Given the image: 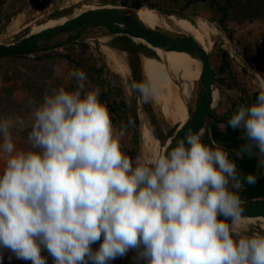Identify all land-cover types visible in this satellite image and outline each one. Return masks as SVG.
<instances>
[{
  "label": "clouds",
  "instance_id": "1",
  "mask_svg": "<svg viewBox=\"0 0 264 264\" xmlns=\"http://www.w3.org/2000/svg\"><path fill=\"white\" fill-rule=\"evenodd\" d=\"M69 75L75 90L60 87L39 104L29 101L28 150L16 149L13 120L0 119V264H112L130 252L131 264H264V235L237 227V193L255 175L241 176L220 144H204L203 129L133 160L100 89L84 92L81 69ZM126 90L143 103L158 94L151 80ZM218 127L241 131L246 143L230 152L243 159L255 150L264 167V90Z\"/></svg>",
  "mask_w": 264,
  "mask_h": 264
},
{
  "label": "rangeland",
  "instance_id": "2",
  "mask_svg": "<svg viewBox=\"0 0 264 264\" xmlns=\"http://www.w3.org/2000/svg\"><path fill=\"white\" fill-rule=\"evenodd\" d=\"M217 1L224 4L222 0ZM86 3L120 6L123 3H127L129 6L126 7L129 8H133L130 5L143 4L142 0H51L43 5H40L38 0L13 1L10 5L6 4L5 7L0 8V44L14 43L29 35L30 25L36 26L50 19L69 15L74 9H78ZM195 4L198 3L195 2ZM204 4L207 5L209 3L206 2ZM198 7H200L198 10L196 7L187 11V7L180 6L172 14L166 15H176L179 18H185L190 21L202 18L217 29L218 38L212 45L207 47L208 53L201 49L194 39H190L207 54L208 64L214 76L212 90L213 95L216 97L213 105L215 116L219 119H228L240 104L247 105L252 96L256 98L258 93L264 90V67L259 66V60H263L262 62L264 63V42L262 43L264 39L254 37V40H251L247 44L243 37L237 35V31L232 28V24H241L236 16L239 14L236 13L237 9L229 10L228 19L222 24L219 22V18L208 19L205 16L204 10H202L205 6ZM14 9H16V13ZM211 9L216 8L211 7ZM22 18L24 19L23 25L27 26L28 29H24L19 33ZM10 23L14 24L11 29H13V33L17 34V36L9 33ZM163 27L167 28L166 26ZM160 31L176 36L174 31ZM249 34L250 36L253 35L252 33ZM176 37L178 38V36ZM113 43H118L119 48L110 46ZM120 45L134 52L139 47L146 48V44L144 45L139 40L112 36L99 41L78 40L61 49L25 57L7 58L0 61V119L13 120L14 126L11 129V133L17 150H28L30 147L27 142V134L31 130V126H26V122L23 121L32 118V106L41 103L44 94H51L53 89L64 87L65 90H75L77 81L69 75L75 69L83 70L87 76V80L84 82L85 93L91 91L93 88L100 89L99 99L108 107L116 134L119 135L121 128H123L120 143L122 151L125 154L133 160L136 157H140L141 159L150 158L148 153H150V149L152 150L154 143L144 140L143 132L147 128H149L153 138L160 142L159 151L166 148L165 145L171 143L170 139H173L177 135L179 128L178 125L174 127L166 126L162 119L161 107L164 101L159 98L157 103L154 100L143 103L139 99L138 93L126 90V85H129L132 81H144L139 56L134 55L129 60V56L127 55L128 73L125 77H120L108 68L105 56L99 50L100 46H107L123 52L124 50L120 48ZM230 47L237 50L242 65H238L235 60L229 57L228 51ZM165 52L182 64L187 61L189 62L191 58L196 59L197 57L196 53L189 50L187 52L165 50ZM65 56L76 57L77 61L82 62V66L69 62L64 58ZM79 57L80 59H78ZM158 63L163 67L160 78L168 77L175 80L167 82L163 91L164 99H168V93L180 95L183 101L186 102V106L193 109L190 103L192 91H190L188 83L174 69L160 61ZM198 87L199 84L197 83L195 90ZM206 96L208 97V95ZM30 100L33 102L32 106L29 105ZM110 105L115 109H120L125 117V123L123 122V118L116 117L113 114L112 110H110ZM174 111L175 108H171V112L173 113ZM166 123L171 125L173 120ZM163 146L165 147L163 148ZM231 154L233 155V152ZM4 161L5 157L0 155V169L3 168ZM262 168L264 171V167ZM237 194L240 200H243L239 191ZM260 201L264 203V199ZM237 227L242 235L250 236L257 233L264 235V229H262L264 227H261L260 223L241 222ZM97 246L94 245V247ZM133 255L134 253L130 252L128 256L117 259L112 264H131V257ZM5 264H8L7 259H5ZM11 264H27V262L13 259ZM49 264H51L50 260Z\"/></svg>",
  "mask_w": 264,
  "mask_h": 264
},
{
  "label": "water",
  "instance_id": "3",
  "mask_svg": "<svg viewBox=\"0 0 264 264\" xmlns=\"http://www.w3.org/2000/svg\"><path fill=\"white\" fill-rule=\"evenodd\" d=\"M103 6H111V8L86 12L51 30L24 37L11 44H0V61L61 49L78 40L99 41L106 37L122 36L133 40H142L147 48L150 47L153 50L163 49L177 52H187L189 50L196 53L202 61L203 72L212 90L214 76L208 64L207 54L194 44L190 38L181 36L177 38L160 30L151 31L146 29L134 13V8L123 5ZM123 52L127 54L126 51ZM144 56L155 58V54H145ZM205 91L204 86L200 84L198 89L193 91L190 103L194 113L190 116L191 122L186 132L189 129L193 132L200 131L203 125L206 126V123H208L212 98L210 100ZM241 206L243 208L241 219L264 220V203L260 200H241Z\"/></svg>",
  "mask_w": 264,
  "mask_h": 264
},
{
  "label": "bare ground",
  "instance_id": "4",
  "mask_svg": "<svg viewBox=\"0 0 264 264\" xmlns=\"http://www.w3.org/2000/svg\"><path fill=\"white\" fill-rule=\"evenodd\" d=\"M110 8H111V6L105 7L103 5H92V4H87V3L83 4V5L80 6V8L74 9V11L68 16H63V17L56 18V19H50V20H48V21H46V22H44L42 24L36 25V26L30 25L29 26V35L28 36L37 35V34L43 32L45 30H51V29H53L55 27L61 26L66 21H69L71 19H75L76 17L81 15L82 13L80 12V10H82L84 12H91V11H97V10H101V9H110ZM134 9H135L134 13L136 14V16L139 19V21L144 25V27L146 29L151 30V31L152 30H154V31L155 30H160L159 24H158L159 23L158 19H160V20H162V19H164V20H167V19L168 20H170V19L175 20L174 18L179 19V17H177L176 15H166V14L160 12V11H157V10L152 9L150 7H147V6H142L140 8H134ZM180 19H185V18H180ZM21 20H22V25L20 27V32L19 33H21L24 29H28L27 26L23 25L24 19L22 18ZM13 26H14V24L10 23V25H9V29H10L9 33L12 34L13 36L14 35L17 36V34L13 33V29H11ZM5 40H7V39H5ZM139 41L141 43H145L142 40H139ZM203 46H204V44H203ZM105 48H109V49H112V48L107 47V46H100V48H99L101 53L105 56L108 68H110L115 74L119 75L120 77H125L126 74L128 73L127 62L124 59H122L115 52H113V51H111L109 49H105ZM203 50L206 53L209 52V50L207 48H203ZM122 53H124V52H122ZM124 54L127 56L126 53H124ZM154 54H155V58L154 57H147V56L142 55V56L139 57V60H140L141 73H142V75L144 77V81L151 80L154 83H156L157 86H158V94L153 99L156 103L159 100V94H160V97H161V94H162V92L160 90L161 83H162V79L160 78V73L162 72L161 68H163V67H162L161 64L158 63V61H160V62L168 65L170 68L174 69L175 72L180 77H182L185 82L188 83V87L190 88V91H192V90L194 91L195 90V87L197 86V83L202 85V86H204V88L206 90L205 91L206 95H208V98L210 100L212 98L213 104L215 103L216 97L211 94V91H210L211 89H210V86H209L210 85L209 82L207 81L205 83V81H204L206 76H205V74L203 72L202 61L198 57H196V59L195 58L194 59L191 58L189 62L187 61L186 63L182 64L180 61L175 59L173 56L167 54L165 52V50H163V49H155L154 50ZM190 122H191L190 119H188L181 126H178L179 129H178V132H177V137H178V135L180 133L181 134L179 135V137H183L184 136V134L186 133L187 127L190 124ZM140 126L142 127V125H140ZM204 127H206V126L203 125V128ZM143 133H144V140L145 141H147L149 143L150 142L154 143V146H152L153 147L152 150L150 149L149 150L150 153H148L149 156L152 157L154 154L159 152L160 142L157 139L153 138V136L151 135V133L149 131V128L145 129ZM175 140H177V139H175ZM168 146H169L168 148L172 147L171 144H169ZM241 222H248V223H253V224L259 222L261 227H264V220H262V219H258V220L241 219L239 221V223H241ZM262 229H264V228H262Z\"/></svg>",
  "mask_w": 264,
  "mask_h": 264
},
{
  "label": "trees",
  "instance_id": "5",
  "mask_svg": "<svg viewBox=\"0 0 264 264\" xmlns=\"http://www.w3.org/2000/svg\"><path fill=\"white\" fill-rule=\"evenodd\" d=\"M51 0H38L40 5L46 4ZM149 0H146V2ZM200 2L206 3L210 2L213 8H216L218 11V18L220 23H224L229 16V10L237 9L236 13H239L237 16L239 22L244 23L247 21H254L256 19L264 17V0H222L224 4H221L220 1L217 0H193L189 1V4L192 2ZM124 6H129L127 3H123ZM146 5H130L133 8H140ZM148 7V5H147ZM212 39L208 40V44H213ZM69 62L74 64H78L82 66L81 61H77L73 56H65ZM80 59V57L78 58ZM163 71V68H161ZM175 81L173 78L162 77V83L160 90L162 92L161 97L159 94V98L164 101L161 110H162V119L164 120L166 126L174 127L176 125H182L189 117L193 114V109L186 106V102L183 101L180 95H174L172 93H168V99H164L163 91L165 90V86L167 82ZM174 100V101H173ZM182 100V101H181ZM185 102V103H184ZM256 101H254L255 103ZM170 107V108H169ZM171 108H175V111L172 113ZM110 110H112L113 114L116 117L123 118V122L125 123V117L120 109H115L110 105ZM229 119V118H228ZM228 119H219L217 122H222L227 124ZM173 120V123L167 124ZM130 134V131L128 130ZM243 133L239 130H232L231 128H227L225 130H220L217 126L212 130V137L216 143L221 144L225 149L229 151L230 159L236 160L237 168L241 176H246L248 174H253L257 177L255 184H243L241 189V197L246 201L260 200L264 199V171L263 168L259 166L257 157L254 155L249 158L245 156L243 159H237L234 154L232 155L230 151L235 149H239V147L246 143L245 140L240 139Z\"/></svg>",
  "mask_w": 264,
  "mask_h": 264
},
{
  "label": "crops",
  "instance_id": "6",
  "mask_svg": "<svg viewBox=\"0 0 264 264\" xmlns=\"http://www.w3.org/2000/svg\"><path fill=\"white\" fill-rule=\"evenodd\" d=\"M13 1L16 2L18 0H0V8L5 7L6 4L10 5ZM189 1H193V0H149L147 2L146 0H142L143 3L142 5H146V6L148 5V7L160 11L164 14H172L173 11L180 6L187 7L186 8L187 11L196 7H197L196 9L198 10L200 8L198 6H205L202 9L204 10L203 13L205 14V16H207L208 19H214V18L218 19V11L216 9H211L212 6L210 2H208L209 4L205 5L204 3H200L196 1L195 2L198 4H195V2L189 4ZM14 12L15 13L17 12L16 9H14ZM80 12L82 14L86 13L82 10H80ZM174 19L176 21L172 19L170 20L158 19L160 30L174 31L175 35L178 36V38L180 36L185 38L186 37L192 38L201 49L207 48L208 46L211 45L208 44L209 39H212V41L215 42L218 38V33L215 26L211 25L210 23H208V21L202 18H196L194 21H190L188 19H180V18L179 19L174 18ZM232 25H233L232 28L237 31V35L243 37L244 40L247 42V44L251 40H254V37H258V38L260 37L262 40L264 39V18L255 20L253 22H246V23H241L236 25L232 24ZM163 26H166L167 28H164ZM249 33H252L253 35L250 36ZM263 42L264 40L262 41V43ZM109 50L115 52L127 62V56L124 53L114 49H109ZM262 61L263 60H259V66L264 67V63ZM252 99L249 102H247V106H251L256 100V98L253 96ZM220 119H224V118H220ZM28 120L23 122H26V126H31L32 118H29ZM218 123L220 124L221 122Z\"/></svg>",
  "mask_w": 264,
  "mask_h": 264
},
{
  "label": "flooded vegetation",
  "instance_id": "7",
  "mask_svg": "<svg viewBox=\"0 0 264 264\" xmlns=\"http://www.w3.org/2000/svg\"><path fill=\"white\" fill-rule=\"evenodd\" d=\"M111 46H113V47H117V48H119V46H118V43H113V44H110ZM120 48L122 49V50H124V51H126L127 52V55L129 56V60H130V57H133L134 55H137V56H142L143 54L145 55V54H148V55H151V54H154V50L152 49V48H142V47H139L138 49H136L135 50V52L134 51H132V50H130V49H128V48H126V47H122L121 45H120ZM204 81H205V83L208 81V79L207 78H205L204 79ZM211 89V88H210ZM211 91V94L213 95V92H212V90H210ZM191 96L193 95V90H192V92H191V94H190ZM213 100H212V103H211V107H210V111H209V114H208V123H206V127H205V129L204 128H202V129H204L203 130V136H202V142L204 143V144H207L208 143V140H209V138L211 137L212 139H213V137H212V130L214 129V127L215 126H218L219 125V123L217 122L218 120H219V118H217L216 116H215V111L213 110ZM194 113V112H193ZM193 115V114H192ZM191 115V116H192ZM189 119H190V117H189ZM188 120V119H187ZM186 120V121H187ZM185 121V122H186ZM222 123V122H221ZM220 123V124H221ZM186 124V123H185ZM181 126V125H180ZM186 126V125H185ZM181 134V133H180ZM179 134V135H180ZM179 135H178V137H176V139H179V138H182V137H179ZM176 141V140H175ZM175 141H174V143H175ZM172 144V146H175V144ZM217 144H219V143H217ZM221 145V144H220ZM222 146V145H221Z\"/></svg>",
  "mask_w": 264,
  "mask_h": 264
},
{
  "label": "built area",
  "instance_id": "8",
  "mask_svg": "<svg viewBox=\"0 0 264 264\" xmlns=\"http://www.w3.org/2000/svg\"><path fill=\"white\" fill-rule=\"evenodd\" d=\"M228 54H229V57L233 60H235V62L238 63V65H242L239 57H238V54H237V50L236 49H232L230 47L229 51H228ZM212 141H214L211 137L209 138V145H211ZM239 192H241V190H239Z\"/></svg>",
  "mask_w": 264,
  "mask_h": 264
}]
</instances>
